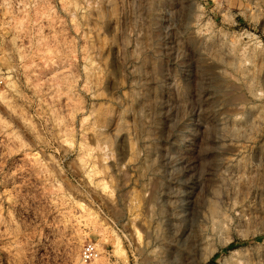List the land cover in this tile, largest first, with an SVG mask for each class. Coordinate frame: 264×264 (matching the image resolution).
<instances>
[{
	"label": "rangeland",
	"instance_id": "rangeland-1",
	"mask_svg": "<svg viewBox=\"0 0 264 264\" xmlns=\"http://www.w3.org/2000/svg\"><path fill=\"white\" fill-rule=\"evenodd\" d=\"M0 264H264V0H0Z\"/></svg>",
	"mask_w": 264,
	"mask_h": 264
},
{
	"label": "built area",
	"instance_id": "built-area-1",
	"mask_svg": "<svg viewBox=\"0 0 264 264\" xmlns=\"http://www.w3.org/2000/svg\"><path fill=\"white\" fill-rule=\"evenodd\" d=\"M99 255V252L93 243H88L82 250V259L87 262L94 260Z\"/></svg>",
	"mask_w": 264,
	"mask_h": 264
}]
</instances>
